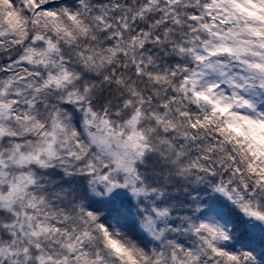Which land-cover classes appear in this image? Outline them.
<instances>
[{"label":"snow or ice","instance_id":"obj_1","mask_svg":"<svg viewBox=\"0 0 264 264\" xmlns=\"http://www.w3.org/2000/svg\"><path fill=\"white\" fill-rule=\"evenodd\" d=\"M0 264H264V0H0Z\"/></svg>","mask_w":264,"mask_h":264}]
</instances>
